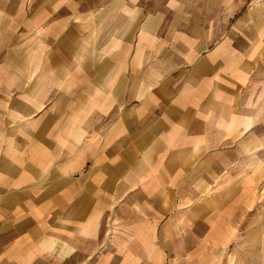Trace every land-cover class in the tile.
Returning <instances> with one entry per match:
<instances>
[{"label":"crops","instance_id":"0c3cea01","mask_svg":"<svg viewBox=\"0 0 264 264\" xmlns=\"http://www.w3.org/2000/svg\"><path fill=\"white\" fill-rule=\"evenodd\" d=\"M183 2L0 0V264L236 255L254 119Z\"/></svg>","mask_w":264,"mask_h":264},{"label":"rangeland","instance_id":"374dc122","mask_svg":"<svg viewBox=\"0 0 264 264\" xmlns=\"http://www.w3.org/2000/svg\"><path fill=\"white\" fill-rule=\"evenodd\" d=\"M183 3L184 18H168L166 24L182 22L188 34L203 35L205 29L214 31V36L210 34L212 48L216 49L223 42L221 46L227 47L219 56L217 74L225 70L244 81V86L236 85L231 95H238L240 109L254 119L244 147L236 148L242 151L240 168L246 167L248 210L243 212L237 228V233L242 235L241 242L230 246L236 255L229 254V259L222 264H258V251L263 252L264 262V0H184ZM224 53L228 59L226 67L220 61ZM257 138L262 139L263 144ZM217 238L222 243L219 253L222 257L230 237L225 234Z\"/></svg>","mask_w":264,"mask_h":264}]
</instances>
